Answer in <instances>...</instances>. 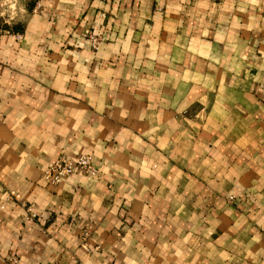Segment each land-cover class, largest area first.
I'll return each instance as SVG.
<instances>
[{
  "label": "crops",
  "instance_id": "1",
  "mask_svg": "<svg viewBox=\"0 0 264 264\" xmlns=\"http://www.w3.org/2000/svg\"><path fill=\"white\" fill-rule=\"evenodd\" d=\"M0 26V264H264V0H0ZM78 153L96 174L44 181Z\"/></svg>",
  "mask_w": 264,
  "mask_h": 264
},
{
  "label": "built area",
  "instance_id": "2",
  "mask_svg": "<svg viewBox=\"0 0 264 264\" xmlns=\"http://www.w3.org/2000/svg\"><path fill=\"white\" fill-rule=\"evenodd\" d=\"M100 14L102 16L104 15L103 12H100ZM4 31H6V28L0 26V36ZM79 34L87 39L91 48H95L97 44L104 38L101 33H95L91 30H83ZM75 167H79L85 174L88 175L97 173V169L92 162L91 155L88 153H78L74 158L59 155L48 160L42 168L41 176L46 183L56 184L61 179L69 176ZM7 196L17 197V193L14 191H9ZM9 260L11 263L16 262V258L14 256H11ZM72 264L82 263L75 262Z\"/></svg>",
  "mask_w": 264,
  "mask_h": 264
}]
</instances>
